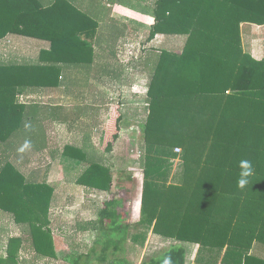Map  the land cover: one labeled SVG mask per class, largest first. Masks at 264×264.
<instances>
[{
	"label": "trees",
	"instance_id": "obj_1",
	"mask_svg": "<svg viewBox=\"0 0 264 264\" xmlns=\"http://www.w3.org/2000/svg\"><path fill=\"white\" fill-rule=\"evenodd\" d=\"M73 2L0 0V42L15 38L48 45L38 63H0V150L5 153L21 133L32 131L30 118L37 120L40 112L17 96L26 89H57L60 65L91 64L88 39L96 36L98 23ZM150 6L139 11L150 13L143 46L158 36L183 44L179 54L154 45L143 49L148 112L140 126L143 182L134 227L145 232L130 233L131 225L121 222L122 210L108 202L97 221L106 233L69 264H90L93 258L106 264L128 241L136 262L149 231L199 245L195 264H264L250 254L254 241L264 244V59L244 51L240 34L242 23L264 25V0H153ZM121 118L118 110L111 112L102 138L106 154L120 138ZM179 146L178 172L170 177ZM62 155L81 157L72 145L64 146ZM242 159L254 169L244 189L237 186ZM113 178L110 168L93 163L76 181L108 193ZM55 188L10 160L0 165V216L26 228V239H8L0 264H20L24 243L38 258H55L50 219ZM166 257L171 264H185V248L172 245L140 264H163Z\"/></svg>",
	"mask_w": 264,
	"mask_h": 264
},
{
	"label": "rangeland",
	"instance_id": "obj_2",
	"mask_svg": "<svg viewBox=\"0 0 264 264\" xmlns=\"http://www.w3.org/2000/svg\"><path fill=\"white\" fill-rule=\"evenodd\" d=\"M75 0L74 6L87 13L91 18L100 23L99 30L107 31L110 29V35L99 36L98 40V53L97 65L93 68L95 72H90V67L85 68L83 82L78 85L83 86V90H89L85 86H102L99 88V97L106 103L105 109L102 114V127L103 133L106 126L105 121L108 122L111 112L116 109L121 114L120 123V138L113 150L114 153L107 155L110 157L111 163L114 165L113 185L110 192L103 194L96 198V201L90 207L91 214L97 218L99 211L103 208L102 204L109 200L114 201L120 206H126L124 200L132 201L135 198H140L139 191L142 188L143 182V169L141 163V150L143 142L140 139V126L144 123L147 116V78L146 72V58L147 53H143V42L146 40L150 30V13H148L143 21L146 23H138L135 20L124 19L117 17L119 21L110 24L112 20L109 19L110 12L113 7L128 6L134 8V11H144L143 8H151L153 0ZM130 8V9H132ZM142 13V12H139ZM119 16V15H118ZM125 20V21H124ZM118 27V28H117ZM119 34V35H118ZM8 44V42H7ZM183 44V39L173 38L165 39L161 36L156 37L148 46L154 45L160 48H166L180 53ZM93 50L96 45L91 43ZM19 49L25 51V45L21 44ZM147 46V47H148ZM9 45L0 47V62L11 61L9 59ZM6 51V52H5ZM5 52V53H4ZM21 52V53H22ZM69 67L66 66V68ZM77 67H70L76 70ZM64 68H62L63 70ZM65 73V72H64ZM65 76V75H64ZM72 86H67L68 98L72 99L74 91ZM133 88H135L136 93ZM40 95V94H39ZM35 95L32 102L40 103L43 101L41 95ZM66 99V97H65ZM69 99V100H70ZM71 101V100H70ZM41 126V125H40ZM42 127V126H41ZM39 131H42L41 128ZM98 136L97 147L102 150V137ZM72 138H64L65 141ZM180 149L179 153H175V149ZM174 148V153L177 154L172 162L173 167L170 172V177L178 172L179 160L178 157L182 155V148ZM25 147H21V154L15 155L17 161L25 159ZM30 155V154H28ZM10 154L0 150V165L7 160H11ZM13 161V159H12ZM15 162V161H14ZM125 166V167H124ZM130 168V170H128ZM177 181V180H174ZM123 182V185L122 183ZM120 202V203H119ZM75 199L66 197L64 200L63 208L57 207L53 210V217L51 226L53 229V243L55 258L41 259L34 255L28 243H24L22 249L19 251L20 264H69L70 260L81 253H86L90 249V244L83 242L82 235L78 230V222L73 212L67 208L74 206ZM129 208V207H128ZM124 209V208H123ZM127 209V207H126ZM129 211L123 210V214ZM96 223V221H94ZM26 228L15 225L9 218L0 216V256L5 257L7 241L11 237L21 236L26 239ZM154 237L147 236L146 243L142 247L140 253V260L147 261L151 257H156L169 245L154 246ZM82 239V241H81ZM146 244V245H145ZM124 252H119L115 255L109 254L106 264H110L113 259H125L128 264H140L142 261H133V248L127 242L124 245ZM145 247V248H144ZM99 249V247H98ZM96 259L93 258L90 264H97Z\"/></svg>",
	"mask_w": 264,
	"mask_h": 264
},
{
	"label": "crops",
	"instance_id": "obj_3",
	"mask_svg": "<svg viewBox=\"0 0 264 264\" xmlns=\"http://www.w3.org/2000/svg\"><path fill=\"white\" fill-rule=\"evenodd\" d=\"M117 17H122L125 20H135L138 23H146L143 21L145 16L141 15L139 11L130 9L128 6L113 7L109 15V19L112 20V22L109 23L115 26L114 23L119 21ZM100 26V23H98L96 36L92 39H88L90 44L94 43L96 45L95 50H93V59L89 66L69 65V67L66 68L68 65H60L61 73L57 89H26L25 92L17 96L20 103L24 104L26 107H33L36 105L40 112L36 116L37 120L34 121L33 119L32 121V117L30 118V128L32 126V131L27 134L21 133L19 135L21 140L18 143H15L8 151L10 154V161L13 159L12 162L18 169L27 173L35 172V175L40 178L41 181L56 184L50 206L51 220L53 217V210L56 207L58 209H60V207L63 208L66 197L75 199V205L68 207L67 209L73 212L77 219L76 221L79 224L78 230H75V232L77 231L82 235L83 242L90 244V248H92L98 236L106 233L105 230H99L100 228L97 221L99 213L109 200L105 203L103 202V208H101L96 218L93 216L94 214H91L90 207H92L97 197L107 193L97 192L78 183L76 180L82 175L85 169L93 163H100L105 167L110 168L112 172L115 171L114 165L110 161V157L107 156L114 152L110 154L104 153L102 150L98 149L96 142L98 141V136L102 137L104 135L102 114L103 109L106 107V103L104 104L99 97V88L102 86H85L89 88L87 92L82 89L83 86L72 85H75L76 83V85H78L83 82L84 73L85 70H87L85 68L90 67V72L92 73V70L95 72L93 67L98 63L97 53L99 36L101 33L102 35L104 34L107 36L111 34L110 29L107 31H100ZM240 34L244 51L249 53L251 57L257 61L264 59V25L258 26L249 23H242L240 25ZM21 44L25 45V51L23 52L19 49V47H22ZM5 45H9L10 47L8 50L9 53L7 54H9L8 56L11 61L0 63L32 65L38 63V58L40 57L41 52L48 49V45L43 41L15 38L14 40L10 39V41L0 42V47ZM1 53L2 52H0V54ZM70 67L77 68L76 70H72ZM62 68L64 69L62 70ZM67 86L73 87L72 91H74V96L72 99L68 98ZM134 92L136 93V91ZM39 94L43 101L40 103L32 102L33 99H35L33 97ZM106 124L107 121H105V126ZM40 128L42 131H39ZM64 138H72L70 140L73 141L63 142L62 139ZM66 145H72L76 149H79V156L81 157L71 158L62 155L63 148ZM21 147H25V159L17 161L18 158L13 157V154L20 155ZM128 170H130V168H128ZM114 174L113 176L116 177ZM72 177L74 181L71 180ZM121 183L123 185V182ZM141 191L142 188L139 191L140 197ZM123 204L126 206L122 207L118 204V208L121 209L122 212L124 209L129 211L130 208L131 214H128V212H126L125 215L123 214L125 218L121 219L122 224L131 225L129 228L130 233L137 232L144 234V228L139 229L134 227L140 220V198L138 200L135 198L132 201L124 200ZM94 221H96V223ZM147 236L151 238L154 237V246L158 245L161 247L163 245H169L170 247L172 245L182 244L185 248V264H195L199 245L194 243H180L175 239H169L154 234L152 231H149ZM128 243L131 246V242L128 241ZM224 251L225 249L222 254ZM250 254L256 255L264 261V244H259L254 241L250 249ZM139 261L142 260L139 259Z\"/></svg>",
	"mask_w": 264,
	"mask_h": 264
},
{
	"label": "clouds",
	"instance_id": "obj_4",
	"mask_svg": "<svg viewBox=\"0 0 264 264\" xmlns=\"http://www.w3.org/2000/svg\"><path fill=\"white\" fill-rule=\"evenodd\" d=\"M239 179L237 181V186L240 189H244L249 184V177L253 175L254 169L252 162L247 159H242L239 161ZM163 264H171L170 258H165Z\"/></svg>",
	"mask_w": 264,
	"mask_h": 264
},
{
	"label": "built area",
	"instance_id": "obj_5",
	"mask_svg": "<svg viewBox=\"0 0 264 264\" xmlns=\"http://www.w3.org/2000/svg\"><path fill=\"white\" fill-rule=\"evenodd\" d=\"M133 90L135 91V88H133ZM179 152H180V149L176 148L175 153H179Z\"/></svg>",
	"mask_w": 264,
	"mask_h": 264
}]
</instances>
